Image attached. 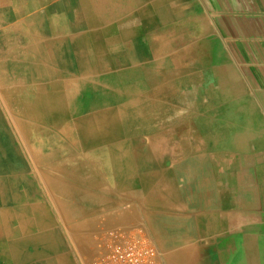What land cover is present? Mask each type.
<instances>
[{
	"label": "crops",
	"instance_id": "1",
	"mask_svg": "<svg viewBox=\"0 0 264 264\" xmlns=\"http://www.w3.org/2000/svg\"><path fill=\"white\" fill-rule=\"evenodd\" d=\"M41 1L9 0L11 11L0 12V76L19 86L0 99V122L9 129L13 115L20 149L0 152V264H80L101 251L102 231L117 228L145 229L165 264H264V0ZM187 79L204 80V104L192 108L203 121L179 117ZM55 84L67 104H37ZM166 99L172 120L134 118L140 104L162 114ZM57 111L72 136L58 134ZM214 111L224 114L213 119ZM175 123L172 131L183 125L195 142L150 134ZM90 125H119L126 135L92 136ZM200 125L221 127L220 152L199 145L189 128ZM199 157L220 178V197L209 190L199 201L168 203L163 181L187 170L172 160Z\"/></svg>",
	"mask_w": 264,
	"mask_h": 264
},
{
	"label": "bare ground",
	"instance_id": "2",
	"mask_svg": "<svg viewBox=\"0 0 264 264\" xmlns=\"http://www.w3.org/2000/svg\"><path fill=\"white\" fill-rule=\"evenodd\" d=\"M7 0H0V12L1 11H11V9H9L10 6H12V4H9L6 2ZM12 1V0H10ZM18 1V0H17ZM34 3L36 2V4H39V3H42L41 0H30L31 3ZM74 3H75V0H73ZM57 1H55V4L53 5L54 7L55 6H58ZM64 3V2H63ZM30 4V3H29ZM76 4V3H75ZM88 4V3H87ZM63 5V4H62ZM72 5V4H71ZM70 5V6H71ZM15 6H18L19 5H15ZM64 6V5H63ZM76 8V7H74ZM9 14V13H8ZM37 21L40 23L41 21L40 18H42L41 15H39V13H37L36 17ZM32 19V18H31ZM33 20V19H32ZM27 22H30V19H27ZM101 30V29H100ZM86 33V32H85ZM36 34H37V37L40 38L43 42H44V37H45V30L44 29H41V28H38V30L36 31ZM48 36V35H47ZM82 37V36H81ZM104 45V44H103ZM45 46V45H43ZM47 72V71H46ZM50 75H53V76H57L56 73L52 72L50 73ZM45 74L42 73V70L41 69H38V74H37V84H38V90H43V89H46L44 87V85L42 84L44 81H45ZM57 80V79H56ZM54 81V80H53ZM118 83H117V87L123 89L124 91L126 90V85L123 83L122 86L119 85V80L117 79L116 80ZM52 85V84H51ZM50 85V88L52 89L53 91V94L52 95H44V94H37V98H36V102L37 104L40 103L43 99L47 98V102L48 103H52L53 105L55 104H67V100L64 101V98H61L59 95L56 94L57 91H60L61 89H63V87H55L57 86L56 84L51 86ZM18 84L16 85V83L14 84V82H11L9 84V88H8V85L6 82H4V80H2L0 78V89H2V91H0V99H1V103L5 104V101L3 100V98H5L6 96L10 95L12 93L13 90H16L18 88ZM74 87V86H73ZM79 88V87H78ZM76 88V89H78ZM155 88V87H154ZM20 89V88H19ZM70 90V89H69ZM153 90V89H151ZM155 90V89H154ZM119 91V90H118ZM157 91V90H155ZM39 92V91H38ZM128 95V94H127ZM166 95V94H165ZM170 95V94H169ZM172 95V93H171ZM168 97V96H167ZM120 98V97H119ZM163 98V97H162ZM161 98V99H162ZM134 101V100H133ZM140 101V100H139ZM125 103V102H124ZM173 101L171 99H169V101L166 99L165 101V108H163V111H162V114L160 112H158L157 110L153 112H145L143 110V107H144V104H140L138 109L135 110L134 109V118H138L140 120H145V119H148V120H156V119H162L164 118V121L165 120H172L173 117L175 116V106L173 105ZM122 106V105H121ZM149 106V105H148ZM147 106V107H148ZM123 107V106H122ZM129 107V106H128ZM154 107V106H153ZM156 107V106H155ZM6 109V108H5ZM121 109V108H120ZM145 109V108H144ZM157 109V107H156ZM124 111V110H123ZM118 112V111H117ZM122 112V111H121ZM60 113V111H57V114L55 115V122H56V126H57V129H58V134L60 135H66L68 136L69 134H73V131H70V130H65L62 126H59L58 127V124H59V121L56 120L59 118L58 114ZM9 114V112H8ZM8 120L10 121V123L8 124L9 125V129L7 126H4L3 124H1L0 122V152L3 154H8V153H12L13 151L15 150H20L19 149V146L17 145L18 142H16V140L14 139V136H13V125H11V122H13V115L12 114H9L8 115ZM102 117V116H101ZM127 118V117H126ZM125 118V119H126ZM7 121V120H6ZM38 123L41 122L40 120V117H39V112H38ZM126 122V121H125ZM133 125L136 126V123H132ZM168 124H172V123H168ZM176 124L175 123L174 125H167V126H164L165 127V130L159 132V133H156L153 132V133H150L152 135H161L162 132L163 134H167V133H177L181 138H184L185 140H188V141H194V136H192L191 134H189L187 132V129H185V126L181 125L179 128H180V131L178 132H174L172 130H175L176 128ZM111 127H114V126H111ZM163 127V128H164ZM21 128L23 129V126L21 124ZM126 127H124L125 129ZM89 129L91 130V132L93 133L92 136H103V135H107L109 136V131H107L106 127H103L102 125L99 126V125H95V126H92L90 125L89 126ZM139 129V128H138ZM15 135V134H14ZM50 136L51 133H37V138H40L41 136L43 138H45L44 136ZM152 135H150L152 137ZM53 136H55L53 134ZM41 137V138H42ZM155 137V136H154ZM156 138H158L157 142L154 143V142H151L150 144H148V150H155L159 147L160 143L158 141L161 142L162 138L161 136H157ZM195 142V141H194ZM46 141H42L39 142L38 140L36 141V150H44L45 149V146L47 144H45ZM55 145L57 144V142H55V139H54V142H53ZM184 143L186 144L187 146V142H184L182 141V143L180 144V146H183L184 147ZM138 144V143H137ZM168 144V143H167ZM202 143H199V145H201ZM204 145V144H202ZM178 146V145H177ZM21 147V146H20ZM172 148V146H170V149ZM26 149H31L29 147H26ZM183 149V148H182ZM144 150V148L142 147V145L140 146V148L138 149V151H142ZM145 151V150H144ZM17 152V151H16ZM15 153V152H14ZM156 153V152H155ZM26 154V153H25ZM23 156V155H22ZM157 156V155H156ZM12 157V156H11ZM28 157V156H27ZM139 157V156H138ZM176 157V156H175ZM23 159V158H22ZM173 159V158H172ZM180 159V158H179ZM179 159H176L174 158L172 161L178 163V164H181L182 167H181V171L183 170L182 168L185 167V169H187L184 173H180L179 175H173V179H171V182H169V180H166V181H163V184H162V187H164V194L166 195V197H164V199L166 201H168V203H174V201H184V200H201L203 198V196L206 195V192L208 193V191L210 190V193H211V197L212 198H219L220 197V191L218 190V187H219V180L217 176H215V174H211L209 173V170L207 169V165H206V162L204 160L203 157H199L198 159H189V158H181L180 160ZM29 160V159H28ZM11 162V161H10ZM13 163V162H12ZM22 163H24L22 161ZM195 163L196 167H198V169L196 168V172L192 173V171H189V166L191 167V164ZM62 165V164H61ZM218 165V164H217ZM220 165V164H219ZM218 165V166H219ZM17 166V165H16ZM13 167L14 164H13ZM22 167V166H21ZM31 167V166H30ZM33 168V166H32ZM29 169V168H28ZM60 169H63V168H60ZM178 170V169H177ZM1 171V170H0ZM34 172V171H33ZM35 174V173H34ZM143 174V173H142ZM217 174V173H216ZM154 175V174H153ZM167 174H165L164 178H167L166 177ZM218 175V174H217ZM223 175V174H222ZM177 177V178H176ZM180 177V178H179ZM221 177V175H220ZM222 178V177H221ZM178 179H181V188H182V193L180 191H176V184L177 182L179 181ZM220 179V178H219ZM173 180V181H172ZM205 181H211L209 183H211L212 185L210 187H208L209 185L207 184L208 182H205ZM176 182V184H174ZM42 186V185H41ZM178 186V185H177ZM221 189V187H219ZM19 189V188H18ZM21 189V188H20ZM157 189V188H156ZM183 189L185 191H183ZM205 190V191H204ZM162 191V190H161ZM184 192H186L187 194L186 195H180V194H184ZM180 193V194H179ZM22 195H23V192H22ZM161 196V195H160ZM47 197V196H46ZM44 198V197H43ZM6 199V198H5ZM45 199V198H44ZM31 200V199H30ZM157 200V199H156ZM164 200V201H165ZM147 201V200H146ZM145 201V202H146ZM165 201V202H166ZM9 202V201H8ZM37 202V201H36ZM148 202V201H147ZM6 203V202H4ZM23 203V202H22ZM10 204V203H9ZM184 204V203H183ZM158 205V204H157ZM2 206V205H1ZM42 211V210H41ZM43 212V211H42ZM45 215V214H44ZM51 215V214H50ZM55 215V214H54ZM56 217V216H55ZM44 219V218H43ZM46 219V218H45ZM10 220V219H9ZM13 222V220H12ZM28 222V221H27ZM56 222V221H55ZM57 224V223H56ZM11 225V224H10ZM58 225V224H57ZM56 225V226H57ZM32 226V225H31ZM50 226V224H49ZM53 226V225H52ZM26 229V228H24ZM28 230V229H27ZM25 232V231H24ZM37 232V231H36ZM23 235V233H22ZM32 235V234H31ZM8 236V235H6ZM28 236V235H27ZM55 238V236H54ZM25 241V240H24ZM29 241V240H27ZM32 241V240H31ZM58 241V240H57ZM5 242V241H4ZM16 242V241H15ZM13 242V243H15ZM26 242V241H25ZM3 244V243H1ZM0 244V245H1ZM6 244V243H4ZM16 244V243H15ZM61 244V243H60ZM12 245V244H11ZM23 245V243H22ZM15 246V245H14ZM26 246V245H24ZM23 246V247H24ZM7 247V246H6ZM20 246H18V249H19ZM30 247V245H29ZM39 247V246H38ZM37 247V248H38ZM1 248V247H0ZM61 248V247H60ZM6 249V248H5ZM11 250V248H10ZM27 250V249H26ZM23 251V250H22ZM28 251V250H27ZM30 251V250H29ZM0 253H2L0 251ZM48 253V252H47ZM61 256V255H60ZM3 257V256H2ZM6 257V256H5ZM21 257V256H20ZM48 258V257H47ZM51 258V257H50ZM58 258V257H57ZM61 259V258H60ZM31 260V259H30ZM53 262V261H52ZM9 264L10 261H6V264ZM14 264V262H13ZM23 264V263H22ZM54 264V263H53ZM70 264V263H68Z\"/></svg>",
	"mask_w": 264,
	"mask_h": 264
},
{
	"label": "built area",
	"instance_id": "3",
	"mask_svg": "<svg viewBox=\"0 0 264 264\" xmlns=\"http://www.w3.org/2000/svg\"><path fill=\"white\" fill-rule=\"evenodd\" d=\"M102 249L80 264H165L163 256L145 229H108L98 236Z\"/></svg>",
	"mask_w": 264,
	"mask_h": 264
},
{
	"label": "rangeland",
	"instance_id": "4",
	"mask_svg": "<svg viewBox=\"0 0 264 264\" xmlns=\"http://www.w3.org/2000/svg\"><path fill=\"white\" fill-rule=\"evenodd\" d=\"M0 78L2 79L1 76H0ZM9 84L10 83L7 84L8 88H9ZM198 86L202 87V89L200 91H197ZM181 87H182V91H183L182 96H181V103H182L181 107L183 109L180 111L179 117L181 119L197 118L198 121H199V119L201 121H203L205 118V116H204L205 112L199 111V110L194 111L192 108L194 106L195 107L200 106L201 103L204 104V98H205L204 89H203L204 80L203 79H195V80L187 79L185 81V83L182 84ZM197 92H198V94H197ZM65 100H67V99L64 98V101ZM194 100H196V101H194ZM176 102L178 103L179 101L176 100ZM149 112H151V111H149ZM223 114H224V112H222V111H214L213 112V119H220ZM229 114H231V112ZM225 115H227L226 112H225ZM176 117H178V115ZM209 117H210V115H209ZM202 124L204 125V123H202ZM185 129H188V128H185ZM189 129L193 132V134L202 138L201 143L204 144L206 147L210 146L211 149H213L214 151H218V152H220L222 150V144L223 143L220 141V138H221L220 137L221 127L220 126L217 127V126L213 125V127L209 128V127H205V126L200 125V126H196V127H191ZM106 130L109 131V136L104 135L107 137H117L120 135H126V128L124 129V127L122 128L119 125L107 128ZM210 130L213 132L211 135H210ZM132 131H133L134 135H136V134L139 135L142 133L141 127L139 125H136V126L132 125ZM68 136H72V134H69ZM104 136H102V137H104ZM229 145H230V147L231 146L236 147L237 144H236V142H230ZM233 161H234V163L236 162V160H233Z\"/></svg>",
	"mask_w": 264,
	"mask_h": 264
}]
</instances>
